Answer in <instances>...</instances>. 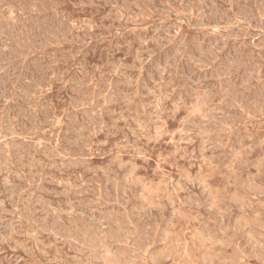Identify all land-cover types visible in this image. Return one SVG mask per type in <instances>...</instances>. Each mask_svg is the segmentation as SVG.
Listing matches in <instances>:
<instances>
[{
	"label": "rangeland",
	"instance_id": "obj_1",
	"mask_svg": "<svg viewBox=\"0 0 264 264\" xmlns=\"http://www.w3.org/2000/svg\"><path fill=\"white\" fill-rule=\"evenodd\" d=\"M263 9L0 0V264H264Z\"/></svg>",
	"mask_w": 264,
	"mask_h": 264
},
{
	"label": "bare ground",
	"instance_id": "obj_2",
	"mask_svg": "<svg viewBox=\"0 0 264 264\" xmlns=\"http://www.w3.org/2000/svg\"><path fill=\"white\" fill-rule=\"evenodd\" d=\"M110 1H111V0H110ZM231 1H232V0H231ZM8 2H9V1H8ZM8 2H7V3H8ZM202 2H203V0H202ZM61 3H62V2H61ZM106 3H108V2H106ZM34 4H35V3H34ZM57 4H58V3H57ZM149 4H150V3H149ZM200 4H202V3H200ZM3 5H5V4H3ZM143 5H144V4H143ZM186 5H187V4H186ZM191 5H192V3H191ZM202 5H203V4H202ZM262 5H263V3H262ZM28 6H29V5H28ZM28 6H27V7H28ZM32 6H34V5H32ZM41 6H42V5H41ZM200 6H201V5H200ZM34 7H35V6H34ZM56 7H57V6H56ZM188 7H189V6H188ZM188 7H187V9H188ZM191 7H192V6H191ZM254 7H255V6H254ZM21 8H22V7H21ZM36 8H37V7H36ZM39 8H40V7H39ZM255 8H256V7H255ZM261 8H262V7H261ZM32 9H33V8H32ZM153 9H154V8H153ZM40 10H42V9H40ZM43 10H44V9H43ZM50 10H51V8H50ZM145 10H146V9H145ZM168 10H169V9H168ZM173 10H174V9H173ZM199 10H200V9H199ZM230 10H231V9H230ZM239 10H240V9H239ZM243 10H244V9H243ZM259 10H260V9H259ZM263 10H264V9H263ZM37 11H38V10H37ZM126 11H127V10H126ZM156 11H158V10H156ZM231 11H232V10H231ZM237 11H238V10H237ZM141 12H142V11H141ZM174 12H175V11H174ZM214 12H215V11H214ZM216 12H217V11H216ZM250 12H252V11H250ZM263 12H264V11H263ZM27 13H28V12H27ZM60 13H61V12H60ZM203 13H204V12H203ZM212 13H213V12H212ZM256 13H257V11H256ZM242 14H243V13H242ZM186 15H187V14H186ZM251 15H252V14H251ZM253 15H254V14H253ZM61 16H62V13H61ZM67 16H68V14H67ZM207 16H208V15H207ZM235 16H236V15H235ZM254 16H255V15H254ZM33 17H34V16H33ZM37 17H38V16H37ZM37 17H35V18H37ZM55 17H56V16H55ZM133 17H134V16H133ZM202 17H204V16H202ZM20 18H21V17H20ZM185 18H186V17H185ZM210 18H211V17H210ZM245 18H246V16H245ZM256 18H257V17H256ZM256 18H255V19H256ZM2 19H3V18H2ZM33 19H34V18H33ZM43 19H44V18H43ZM52 19H53V18H52ZM147 19H148V18H147ZM152 19H153V18H152ZM154 19H155V18H154ZM175 19H176V18H175ZM199 19H200V18H199ZM227 19H228V18H227ZM234 19H235V18H234ZM247 19H248V18H247ZM28 20H29V19H28ZM190 20H191V19H190ZM200 20H202V18H201ZM228 20H229V19H228ZM256 20H257V19H256ZM42 21H43V20H42ZM49 21H50V19H49ZM143 21H144V20H143ZM196 21H197V20H196ZM261 21H262V19H261ZM7 22H8V21H7ZM9 22H10V21H9ZM9 22H8V23H9ZM17 22H18V20H17ZM19 22H20V21H19ZM25 22H27V21L25 20ZM65 22H66V20H65ZM160 22H161V21H160ZM190 22H191V21H190ZM217 22H218V20H217ZM251 22H252V21H251ZM251 22H250V24H252ZM2 23H3V22H2ZM20 23H22V22H20ZM36 23H37V22H36ZM36 23H35V24H36ZM46 23H47V22H46ZM63 23H64V22H63ZM66 23H67V22H66ZM163 23H164V22H163ZM167 23H168V22H167ZM196 23H197V22H196ZM208 23H209V22H208ZM226 23H229V22L226 21ZM16 24H17V23H16ZM23 24H24V23H23ZM30 24H31V23H30ZM33 24H34V23H33ZM199 24H200V23H199ZM204 24L206 25V23H204ZM25 25H27V24H25ZM31 25H32V24H31ZM68 25H69V24H68ZM235 25H236V24H235ZM252 25H253V24H252ZM18 26H19V25H18ZM23 26H24V25H23ZM36 26H37V25H36ZM193 26H194V25H193ZM119 27H120V26H119ZM219 27H221V25H220ZM219 27H218V28H219ZM235 27H236V26H235ZM262 27H263V26H262ZM160 28H161V27H160ZM165 28H166V27H165ZM0 29H1V28H0ZM4 29H5V28H4ZM108 29H109V27H108ZM168 29L170 30V28H168ZM202 29H203V28H202ZM214 29H215V28H214ZM236 29H237V28H236ZM27 30H28V29H27ZM41 30H42V29H41ZM56 30H57V29H56ZM72 30H73V29H72ZM158 30H159V29H158ZM19 31H20V30H19ZM19 31H18V32H19ZM145 31H146V30H145ZM140 32H141V31H140ZM140 32H139V33H140ZM169 32H170V31H169ZM25 33H26V32H25ZM146 33H147V32H146ZM234 33H235V31L233 32V34H234ZM245 33H246V32H245ZM18 34H19V33H18ZM100 34H101V33H100ZM164 34H165V33H164ZM219 34H221V33H219ZM14 35H15V34H14ZM139 35H140V34H139ZM198 35H199V34H198ZM26 36H27V35H26ZM29 36H31V35H29ZM78 36H79V35H78ZM170 36H171V35H170ZM185 36H186V35H185ZM185 36H184V37H185ZM204 36H205V35H204ZM219 36H220V35H219ZM228 36H229V35H228ZM14 37H16V36H14ZM19 37H20V36H19ZM21 37H22V36H21ZM174 37H176V36H174ZM196 37H197V36H196ZM3 38H4V37H3ZM27 38H28V37H27ZM118 38H119V37H118ZM162 38H165V36L162 37ZM8 39H9V38H8ZM25 39H26V38H25ZM166 39H168V38H166ZM185 39H186V38H185ZM194 39H195V38H194ZM14 40H15V39H14ZM74 40H75V39H74ZM116 40H117V38H116ZM168 40H169V39H168ZM218 40H219V39H218ZM225 40H227V39H225ZM27 41H28V40H27ZM31 41H34V40L31 39ZM79 41H80V40H79ZM154 41H155V40H154ZM156 41H157V40H156ZM34 42H35V41H34ZM142 42H143V41H142ZM217 42H218V41H217ZM217 42H215V43H217ZM20 43H21V42H20ZM146 43H147V42H146ZM183 43H184V42H183ZM183 43H182V44H183ZM241 43H242V42H241ZM1 44H2V41H1ZM142 44H143V43H142ZM182 44H181V45H182ZM232 44H233V43H232ZM3 45H6V44H3ZM28 45H29V44H28ZM160 45H161V44H160ZM164 45H165V44H164ZM164 45H163V46H164ZM185 45H186V44H185ZM14 46H15V45H14ZM16 46H17V45H16ZM177 46H180V45H177ZM177 46H176V48H177ZM210 46H211V45H210ZM239 46H241V45H239ZM1 47H2V46H1ZM1 47H0V48H1ZM6 47H7V46H6ZM225 47H226V46H225ZM10 48H11V47H10ZM158 48H159V47H158ZM189 48H190V47H189ZM209 48H210V47H209ZM219 48H220V47H219ZM223 48H224V47H223ZM233 48H234V47H233ZM178 49H179V48H178ZM180 49H181V48H180ZM190 49H191V48H190ZM201 49H202V47H201ZM206 49H207V48H206ZM210 49H211V48H210ZM9 50H10V49H9ZM34 50H35V49H34ZM176 50H177V49H176ZM176 50H175V51H176ZM192 50H193V49H192ZM1 51H2V49H1ZM15 51H16V50H15ZM63 51H64V50H63ZM87 51H88V50H87ZM200 51H201V50H200ZM205 51H206V50H205ZM205 51H204V52H205ZM58 52H59V51H58ZM178 52H180V51H178ZM190 52H191V51H190ZM216 52H217V51H216ZM4 53H5V52H4ZM4 53H3V54H4ZM69 53H70V52H69ZM172 53H173V52H172ZM191 53H192V52H191ZM0 54H1V53H0ZM173 54H174V53H173ZM180 54H181V53H180ZM194 54H195V53H194ZM216 54H217V53H216ZM72 55H73V54H72ZM166 55H167V54H166ZM11 56H12V55H11ZM61 57H62V56H61ZM165 57H167V56H165ZM173 57H176V56H173ZM205 57H206V56H205ZM212 57H213V56H212ZM4 58H5V57H4ZM68 58H69V57H68ZM169 58H170V56H169ZM169 58H168V59H169ZM203 58H204V57H203ZM215 58H216V57H215ZM159 59H160V58H159ZM205 59H206V58H205ZM232 59H233V58H232ZM8 60H9V59H8ZM64 60H65V59H64ZM163 60H164V59H163ZM166 60H167V59H166ZM173 60H175V59H173ZM198 60H199V59H198ZM238 60H239V59H238ZM238 60H237V61H238ZM160 61H161V60H160ZM168 61H169V60H168ZM195 61H196V60H195ZM201 61H202V60H201ZM208 61H209V60H208ZM60 62H61V61H60ZM66 62H67V61H66ZM186 62H187V61H186ZM210 62H211V61H210ZM210 62H209V63H210ZM240 62H241V61H240ZM55 63H56V62H55ZM165 63H166V62H165ZM213 63H214V62H213ZM235 63H236V62H235ZM156 64H157V63H156ZM181 64H182V63H181ZM198 64H199V63H198ZM203 64H204V63H203ZM238 64H239V63H238ZM242 64H243V63H242ZM183 65H184V64H183ZM199 65H200V64H199ZM156 66H157V65H156ZM166 66H167V65H166ZM169 67H170V66H169ZM169 67H168V70H169ZM171 67H172V66H171ZM198 67H199V66H198ZM210 67H211V66H210ZM156 68H157V67H156ZM193 68H194V66H193ZM193 68H192V69H193ZM212 68L214 69L213 66H212ZM233 68H234V67H233ZM53 69H54V68H53ZM116 69H117V68H116ZM145 69H146V68H145ZM202 70H203V69H202ZM206 70H207V69H206ZM211 70H212V69H210V71H211ZM218 70H219V68H218ZM224 70H225V69H224ZM235 70H236V69H235ZM86 71H87V70H86ZM96 71H97V70H96ZM194 71L196 72V70H194ZM214 71H215V70H214ZM222 71H223V70H222ZM48 72H49V71H48ZM48 72H47V73H48ZM52 72H53V71H52ZM170 72H171V71H170ZM207 72H208V71H207ZM211 72H212V71H211ZM211 72H210V73H211ZM230 72H231V71H230ZM86 73H87V72H86ZM86 73H85V74H86ZM200 73H201V72H200ZM210 73H209V75H210ZM225 73H226V72H225ZM82 74H83V73H82ZM232 74H233V72H232ZM47 75H48V74H46V77H47ZM201 75H202V74H201ZM201 75H200V76H201ZM211 75H212V73H211ZM211 75H210V76H211ZM58 76H59V75H58ZM200 76H199V77H200ZM203 76H204V75H203ZM203 76H202V77H203ZM258 76H259V75H258ZM173 77H174V76H173ZM230 77H231V76H230ZM236 77H237V76H236ZM256 77H257V76H256ZM83 78H84V77H83ZM189 78H190V77H189ZM204 78H205V76H204ZM228 78H229V77H228ZM248 78H249V77H248ZM76 79L78 80L77 77H76ZM196 79H197V78H196ZM198 79H199V78H198ZM44 80H45V79H44ZM46 80H47V79H46ZM50 80H51V79H50ZM88 80H89V79H88ZM206 80H207V79H206ZM223 80H224V79H223ZM246 80H247V79H246ZM74 81H75V80H74ZM79 81H80V80H79ZM221 81H222V79H221ZM224 81H225V80H224ZM227 81H228V80H227ZM235 81H236V80H235ZM247 81H248V80H247ZM43 82H44V81H43ZM48 82H49V81H48ZM81 82H84V81L81 80ZM249 82H251V81H249ZM249 82H248V83H249ZM78 83H79V82H78ZM84 83H86V82H84ZM212 83H213V82H212ZM212 83H211V84H212ZM40 84H41V83H40ZM45 84H46V83H45ZM217 84H218V83H217ZM239 84H240V83H239ZM246 84H247V83H246ZM187 85H188V84H187ZM235 85H236V84H235ZM262 85H263V84H262ZM84 86H85V85H84ZM111 86H112V85H111ZM213 86H214V85H213ZM39 87H40V86H39ZM39 87H38V89H39ZM85 87H86V86H85ZM85 87H84V88H85ZM215 87H216V86H215ZM239 87H240V86H239ZM243 87H244V86H243ZM243 87H242V88H243ZM41 88H42V87H41ZM87 88H88V87H87ZM106 88H107V87H106ZM111 88H112V87H111ZM224 88H225V87H224ZM231 88H232V87H231ZM246 88H247V87H246ZM252 88H253V87H252ZM99 89H100V88H99ZM236 89H237V87H236ZM255 89H256V88H255ZM86 90H87V89H86ZM96 90H97V89H96ZM233 90H234V89H233ZM233 90H232V91H233ZM244 90H245V89H244ZM35 91H36V90H35ZM38 91H39V90H38ZM38 91H37V92H38ZM105 91H106V90H105ZM181 91H182V89H181ZM224 91H225V90H224ZM256 91H257V90H256ZM41 92H42V91H41ZM197 92H198V91H197ZM216 92H217V91H216ZM216 92H215V93H216ZM248 92H249V91H248ZM32 93H33V92H32ZM34 93H35V92H34ZM103 93H104V92H103ZM112 93H113V92H112ZM177 93H178V92H177ZM179 94H182V93L180 92ZM209 94H210V93H209ZM223 94H224V93H223ZM32 95H33V94H32ZM81 95H83V94H81ZM85 95H86V94H85ZM105 95H106V93H105ZM105 95H104V96H105ZM229 95H230V94H229ZM257 95H258V94H257ZM37 96H38V95H37ZM88 96H89V95H88ZM96 96H97V95H96ZM177 96H178V95H177ZM180 96H181V95H180ZM221 96H222V95H221ZM253 96H255V95H253ZM259 96H260V95H259ZM1 97H3V96H1ZM100 97H101V96H100ZM102 97H103V96H102ZM109 97H110V96H109ZM247 97H248V96H247ZM263 97H264V95H263ZM74 98H76V96H75ZM87 98H88V97H87ZM195 98H196V97H195ZM237 98H238V97H237ZM241 98H242V97H241ZM244 98H245V97H244ZM253 98H254V97H253ZM79 99H81V98L79 97ZM96 99H97V98H96ZM102 99H103V98H102ZM242 99H243V98H242ZM242 99H241V100H242ZM258 99L262 100L261 98H258ZM33 100H34V99H33ZM89 100H90V99H89ZM224 100H226V99H224ZM243 100H244V99H243ZM248 100H249V99H248ZM263 100H264V99H263ZM37 101H38V100H37ZM77 101H78V100H77ZM87 101H88V100H87ZM254 101H255V99H254ZM256 101H257V100H256ZM78 102H80V101H78ZM89 102H90V101H89ZM138 102H139V101H138ZM228 102H229V100H228ZM245 102H246V101H245ZM13 103H14V102H13ZM48 103H49V102H48ZM71 103H72V102H71ZM81 103H82V102H81ZM246 103H247V102H246ZM39 104H40V103H39ZM46 104H47V103H46ZM74 104H76V103H74ZM176 104H177V103H176ZM190 104H191V103H190ZM247 104H248V103H247ZM250 104H251V103H250ZM257 104H258V103H257ZM262 104H264V103H262ZM5 105H6V104H5ZM79 105H80V104H79ZM95 105H96V104H95ZM102 105H104V104H102ZM173 105H175V104H173ZM216 105H217V104H216ZM216 105H215V106H216ZM228 105H229V104H228ZM140 106H141V104H140ZM218 106H219V105H218ZM231 106H233V104H232ZM249 106H250V105H249ZM263 106H264V105H263ZM92 107H93V105H92ZM95 107H96V106H95ZM238 107H239V106H238ZM246 107H247V106H246ZM246 107H245V108H246ZM40 108H41V107H40ZM40 108H39V109H40ZM89 108H90V107H89ZM9 109H11V108H9ZM41 109H42V108H41ZM41 109H40V110H41ZM45 109H46V108H45ZM139 109H140V108H139ZM142 109H143V108H142ZM252 109H253V108H252ZM252 109H251V110H252ZM30 110H31V109H30ZM81 110H82V109H81ZM90 110H92V109H90ZM45 111H47V110H45ZM82 111H83V110H82ZM84 111H85V110H84ZM8 112H9V111H8ZM13 112H14V111H13ZM32 112H33V111H32ZM236 112H237V111H236ZM9 113H10V112H9ZM29 113H30V112H29ZM33 113H34V112H33ZM53 113H54V112H53ZM76 113H77V112H76ZM4 114H5V113H4ZM10 114H11V113H10ZM21 114H22V113H21ZM30 114H31V113H30ZM93 114H95V113H93ZM219 114H220V113H219ZM237 114H238V112H237ZM0 115H1V114H0ZM14 115H15V114H14ZM88 115H89V114H88ZM95 115H97V114H95ZM240 115H241V114H240ZM7 116H8V115H7ZM36 116H37V115H36ZM36 116H35V117H36ZM68 116L70 117V115H68ZM86 116H87V114H86ZM200 116H201V115H200ZM0 117H2V116H0ZM23 117H24V116H23ZM43 117H44V116H43ZM46 117H47V116H46ZM201 117H202V116H201ZM223 117H224V116H223ZM234 117H235V116H234ZM236 117H237V116H236ZM74 118H75V117H74ZM76 118H77V117H76ZM87 118H88V117H87ZM96 118H97V117H96ZM99 118H101V117H99ZM221 118H222V117H221ZM241 118H242V117H241ZM245 118H246V117H245ZM9 119H10V118H9ZM13 119H14V118H13ZM37 119H38V118H37ZM78 119H79V118H78ZM200 119H201V118H200ZM259 119H260V118H259ZM10 120H11V119H10ZM210 120H211V119H210ZM212 120H213V119H212ZM228 120H229V117H228ZM240 120H241V119H240ZM13 121H14V120H13ZM73 121H74V120H73ZM230 121L232 122L231 119H230ZM28 122H29V121H28ZM44 122H45V121H44ZM82 122H83V121H82ZM201 122H202V121H201ZM210 122H211V121H210ZM231 122H230V123H231ZM234 122H235V121H233V123H234ZM9 123H10V122H9ZM11 123H12V122H11ZM11 123H10V124H11ZM14 123H15V122H14ZM23 123H24V122H23ZM29 123H31V122H29ZM76 123H77V121H76ZM98 123H99V122H98ZM219 123H220V122H219ZM10 124H9V125H10ZM39 124H40V123H39ZM54 124H55V123H54ZM73 124H74V123H73ZM204 124H206V123H204ZM234 124H235V123H234ZM240 124H241V123H240ZM21 125H22V124H21ZM36 125H38V124H36ZM106 125H107V124H106ZM194 125H195V124H194ZM194 125H193V126H194ZM206 125H207V124H206ZM206 125H204V126H206ZM70 126H71V124H70ZM73 126H74V125H73ZM141 126H142V125H141ZM24 127H25V126H24ZM38 127H39V126H38ZM44 127H45V126H44ZM93 127H94V126H93ZM93 127H92V128H93ZM96 127H97V126H96ZM101 127H102V126H101ZM239 127H240V126H239ZM31 128H32V127H31ZM72 128H73V127H72ZM72 128H71V129H72ZM78 128H79V127H78ZM12 129H13V128H12ZM71 129H70V130H71ZM83 129H84V128H83ZM83 129H82V130H83ZM203 129H205V128H203ZM208 129H209V128H208ZM213 129H214V128H213ZM72 130H73V129H72ZM93 130H94V129H93ZM238 130H239V129H238ZM44 131H45V130H44ZM57 131H58V130H57ZM80 131H81V130H80ZM86 131H87V130H86ZM97 131L99 132V130H97ZM21 132H22V131H21ZM30 132H31V130H30ZM32 132H33V130H32ZM69 132H70V131H69ZM81 132H82V131H81ZM84 132H85V131H84ZM194 132H195V131H194ZM245 132H246V131H245ZM18 133H19V132H18ZM46 133H47V132H45V134H46ZM49 133H50V132H49ZM201 133H202V132H201ZM234 133H235V132H234ZM56 134H57V133H56ZM56 134H55V135H56ZM77 134H78V133H77ZM79 134H80V133H79ZM227 134H228V133H227ZM243 134H244V133H243ZM66 135H67V134H66ZM56 136H57V135H56ZM72 136H73V134H72ZM196 136H197V135H196ZM223 136H224V135H223ZM226 136H227V135H226ZM4 137H5V136H4ZM15 137H16V136H15ZM69 137H70V136H69ZM77 137H79V136H77ZM81 137H82V136H81ZM86 137H87V136H86ZM207 137H208V136H207ZM236 137H237V136H236ZM240 137H241V135H240ZM245 137H246V136H245ZM5 138H6V137H5ZM43 138H44V137H43ZM65 138H66V137H65ZM221 138H222V137H221ZM11 139H12V137H11ZM69 139H70V138H69ZM74 139H76V138H74ZM78 139H79V138H78ZM80 139H81V138H80ZM89 139H90V138H89ZM89 139H88V140H89ZM217 139H218V138H217ZM237 139H238V138H237ZM1 140H2V139H1ZM14 140H15V139H14ZM53 140H54V139H53ZM81 140H82V139H81ZM84 140H85V139H84ZM206 140H207V139H206ZM231 140H232V139H231ZM67 141H68V140H67ZM72 141H73V140H72ZM79 141H80V140H79ZM89 141H90V140H89ZM255 141H256V140H255ZM27 142H28V141H27ZM70 142H71V141H70ZM77 142H78V141H77ZM77 142H76V143H77ZM80 142H81V141H80ZM80 142H79V143H80ZM251 142H252V141H251ZM12 143H14V142H12ZM47 143H48V142H47ZM215 143H216V142H215ZM255 143H256V142H255ZM16 144H17V143H16ZM16 144H15V145H16ZM45 144H46V143H45ZM74 144H75V143H74ZM82 144H83V143H82ZM84 144H85V143H84ZM84 144H83V146H84ZM18 145H20V144H18ZM35 145H37V144H35ZM65 145H66V144H65ZM71 145H72V144H71ZM209 145H210V144H209ZM13 146H14V145H13ZM16 146H17V145H16ZM16 146H15V148H16ZM45 146H46V145H45ZM55 146H56V145H55ZM75 146H78V145H75ZM218 146H219V145H218ZM222 146H223V145H222ZM228 146H229V145H228ZM34 147H35V146H34ZM37 147H38V146H37ZM214 147H215V146H214ZM12 148H13V147H12ZM43 148H45V147H43ZM59 148H60V147H59ZM80 148H81V146H80ZM141 148H142V146H141ZM4 149L6 150V148H4ZM7 149H8V147H7ZM26 149L28 150V148H26ZM56 149H57V148H56ZM65 149H66V148H65ZM75 149H76V148H75ZM144 149H145V148H144ZM2 150H3V149H2ZM29 150H30V149H29ZM42 150H43V149H42ZM76 150H77V149H76ZM76 150H75V151H76ZM82 150H83V148H82ZM96 150H97V149H96ZM54 151H55V150H54ZM65 151H66V150H65ZM72 151H73V150H72ZM78 151H79V150H78ZM85 151H86V150H85ZM63 152H64V150H63ZM21 153H22V152H21ZM0 154H1V153H0ZM7 154H8V153H7ZM24 154H25V153H24ZM45 154H46V153H45ZM48 154H49V153H48ZM77 154H78V153H77ZM4 155H5V154H4ZM22 155H23V154H22ZM49 155H50V154H49ZM56 155H57V154H56ZM67 155H68V154H67ZM79 155H80V154H79ZM79 155H78V156H79ZM8 156H9V155H8ZM24 156H25V155H24ZM54 156H55V155H54ZM58 156H59V155H58ZM31 157H33V156H31ZM241 157H242V156H241ZM4 158H5V156H4ZM6 158H7V157H6ZM10 158H11V157H10ZM72 158H73V157H72ZM88 158H89V157H88ZM85 159H87V158H85ZM145 159H146V158H145ZM33 160H34V158H33ZM62 160H63V159H62ZM74 160H75V159H74ZM81 160H82V159H81ZM35 161H36V160H35ZM50 163H51V162H50ZM63 163H65V161H64ZM67 163H68V162H67ZM74 163H75V162H74ZM82 163H83V162H82ZM82 163H81V164H82ZM65 164H66V163H65ZM69 164H70V163H69ZM6 165H7V164H6ZM34 165H35V164H34ZM34 165H33V166H34ZM50 165H51V164H50ZM75 165H76V164H75ZM69 166H70V165H69ZM77 166H78V165H77ZM81 166H83V164H82ZM34 167H35V166H34ZM4 169H5V168H4ZM73 170H74V169H73ZM73 170H72V171H73ZM1 171H2V169H1ZM17 171H18V170H17ZM96 171H97V170H96ZM8 172H9V171H8ZM21 172H22V170H21ZM16 173H17V172H16ZM8 175H9V174H8ZM9 176H10V175H9ZM17 176H18V175H17ZM19 176H20V175H19ZM98 177H99V176H98ZM98 177H97V178H98ZM19 178H20V177H19ZM40 178H41V177H40ZM65 178H66V177H65ZM97 178H96V179H97ZM22 179H23V178H22ZM32 180H33V179H32ZM38 180H39V179H38ZM185 180H186V179H185ZM7 181H8V180H7ZM18 181H19V180H18ZM33 181H34V180H33ZM63 181H64V180H63ZM196 182H197V181H196ZM62 183H63V182H62ZM178 183H179V182H178ZM192 183H193V181H192ZM112 184H113V183H112ZM128 184H129V182H128ZM23 185H24V184H23ZM178 185H179V184H178ZM193 185H194V184H193ZM200 185H201V184H200ZM24 186H25V185H24ZM37 187H38V186H37ZM113 188H114V187H113ZM14 189H15V188H14ZM96 189H97V188H96ZM113 190H115V189H113ZM113 190H111V191H113ZM123 190H124V189H123ZM22 191H24V190H22ZM22 191H21V192H22ZM25 191H26V190H25ZM172 191H173V190H172ZM124 192H125V190H124ZM91 193H92V192H91ZM106 193H107V192H106ZM125 193H126V192H125ZM13 194H14V193H13ZM16 194H17V193H16ZM30 194H31V192H30ZM96 194H97V193H96ZM109 194H110V193H109ZM127 194H128V193H127ZM14 195H15V194H14ZM31 195H32V194H31ZM115 195H116V194H115ZM18 196H19V195H18ZM105 196H106V195H105ZM110 196H111V194H110ZM112 196H114V195H112ZM125 196H127V195H125ZM128 196H129V195H128ZM12 197H13V196H12ZM120 197H121V196H120ZM112 198H113V197H112ZM122 198H123V197H122ZM122 198H121V199H122ZM128 198H129V197H128ZM195 198H196V197H195ZM108 199H109V198H108ZM1 200H2V199H1ZM1 200H0V203H1ZM14 200H15V199H14ZM17 200H18V199H17ZM3 201H4V200H3ZM124 201H126V200H124ZM163 201H164V200H163ZM189 201H190V200H189ZM200 201H201V200H200ZM21 202H22V201H21ZM190 202H191V201H190ZM19 203H20V202H19ZM125 203H126V202H125ZM199 203H200V202H199ZM13 204H14V203H13ZM45 204H46V203H45ZM14 205H15V204H14ZM43 205H44V204H43ZM46 205H47V204H46ZM48 205H50V203H49ZM4 206H5V205H4ZM117 206H119V205H117ZM196 206H197V205H196ZM5 207H6V206H5ZM213 207H214V206H213ZM55 208H56V207H55ZM214 208H217V207H214ZM46 209H47V208H46ZM51 209H52V208H51ZM53 209H54V208H53ZM119 209H120V208H119ZM0 210H1V209H0ZM7 210H8V209H6V211H7ZM10 210H11V209H10ZM42 210H44V209H42ZM58 210H59V209H58ZM114 210H115V209H114ZM175 210H176V209H175ZM215 210H216V209H215ZM64 211H65V210H64ZM160 211H161V210H160ZM7 212H8V211H7ZM12 212H13V211H12ZM54 212H56V211H54ZM59 212H60V211H59ZM65 212L67 213V211H65ZM120 212H122V211H120ZM209 212H210V211H208V213H209ZM215 212H216V211H215ZM44 213H45V212H44ZM51 213H52V212H51ZM108 213H109V212H108ZM47 214H48V211H47ZM119 214H121V213H119ZM126 214H127V213H126ZM140 214H141V213H140ZM51 215H52V214H51ZM61 215H63V214H61ZM113 215H114V214H113ZM116 215H118V214H116ZM162 215H163V214H162ZM224 215H225V214H224ZM226 215H227V214H226ZM18 216H19V215H18ZM55 216H56V215H55ZM57 216H60V215H57ZM75 216H76V213H75ZM106 216H107V215H106ZM106 216H105V217H106ZM111 216H112V215H111ZM78 217H80V215H79ZM112 217H113V216H112ZM112 217H111V218H112ZM132 217H133V215H132ZM54 218H55V217H54ZM58 218H59V217H58ZM91 218H92V217H91ZM116 218H117V217H116ZM116 218H115V219H116ZM121 218H122V217H121ZM156 218H158V217H156ZM228 218H229V217H228ZM42 219H43V218H42ZM44 219H45V218H44ZM56 219H57V218H56ZM73 219H74V218H73ZM80 219H81V218H80ZM122 219H123V218H122ZM208 219H209V217H208ZM220 219H222V217H221ZM3 220H4V219H3ZM47 220H49V219L47 218ZM74 220H75V219H74ZM85 220H87V219H85ZM93 220H94V218H93ZM97 220H98V219H97ZM104 220H105V219H104ZM151 220H153V219H151ZM154 220H155V219H154ZM40 221H41V220H40ZM124 221H125V220H124ZM126 221H127V220H126ZM209 221H210V220H209ZM219 221H220V220H219ZM223 221H224V220H222V222H223ZM228 221H229V220H228ZM228 221H227V222H228ZM41 222H42V221H41ZM60 222H61V220H60ZM60 222H59V223H60ZM85 222H86V221H85ZM96 222H97V221H96ZM105 222H106V221H105ZM112 222H113V221H112ZM38 223H39V222H38ZM45 223H47V222H45ZM57 223H58V222H57ZM89 223H90V222H88V224H89ZM126 223H127V222H126ZM151 223H152V222H151ZM153 223H154V222H153ZM233 223L235 224V222H233ZM11 224H12V223H11ZM47 224H48V223H47ZM63 224H64V223H63ZM221 224H222V223H221ZM228 224H230V223L228 222ZM36 225H37V224H36ZM53 225H54V224H53ZM56 225H57V224H56ZM75 225H77V224H75ZM152 225H153V224H152ZM224 225H225V224H224ZM230 225H231V224H230ZM14 226H15V225H14ZM51 226H52V225H51ZM67 226H68V225H67ZM100 226H102V225H100ZM146 226H147V225H146ZM221 226H222V225H221ZM228 226H229V225H228ZM36 227H37V226H36ZM59 227H60V226H59ZM65 227H66V225H65ZM108 227H109V226H108ZM117 227H118V226H117ZM212 227H213V226H212ZM223 227H224V226H223ZM252 227H253V226H252ZM0 228H1V227H0ZM10 228H11V227H10ZM12 228H13V227H12ZM39 228H40V227H39ZM45 228H46V227H45ZM56 228H58V227H56ZM62 228H63V227H62ZM67 228H69V227H67ZM90 228H91V227H90ZM113 228H114V227H113ZM119 228H120V226H119ZM140 228H141V227H140ZM144 228H145V227H144ZM161 228H162V227H161ZM14 229H15V228H14ZM16 229H17V227H16ZM59 229H60V228H59ZM87 229H88V228H87ZM101 229H102V228H101ZM106 229H107V228H106ZM117 229H118V228H117ZM132 229H133V228H132ZM228 229H229V228H228ZM35 230H36V229H35ZM60 230H61V229H60ZM63 230H64V229H63ZM76 230H77V229H76ZM81 230H83V229H81ZM115 230H116V229H115ZM134 230H135V229H134ZM145 230H146V229H145ZM160 230H161V229H160ZM226 230H227V229H226ZM232 230H233V229H232ZM239 230H240V229H239ZM54 231H55V230H54ZM103 231H104V230H103ZM107 231H110V230H107ZM112 231H113V230H112ZM118 231H119V230H118ZM146 231H147V230H146ZM154 231H155V230H154ZM245 231H246V230H245ZM257 231H258V230H257ZM6 232H7V231H6ZM50 232H51V231H50ZM62 232H63V231H62ZM75 232H76V231H75ZM75 232H74V233H75ZM83 232H84V231H83ZM99 232H100V231H99ZM119 232H120V231H119ZM0 233H1V232H0ZM40 233H41V232H40ZM92 233H93V232H92ZM94 233H95V232H94ZM97 233H98V232H97ZM105 233H106V232H105ZM117 233H118V232H117ZM121 233H122V232H121ZM123 233H124V232H123ZM129 233H130V232H129ZM162 233H163V232H162ZM201 233H202V232H201ZM242 233H243V232H242ZM244 233H245V232H244ZM254 233H255V232H254ZM256 233H257V232H256ZM58 234H59V233H58ZM65 234H66V233H65ZM101 234H102V233H101ZM106 234H107V233H106ZM124 234H125V233H124ZM144 234H145V233H144ZM202 234H203V233H202ZM247 234H248V233H247ZM75 235H76V234H75ZM122 235H123V234H122ZM128 235H129V234H128ZM141 235H142V234H141ZM254 235H255V234H254ZM254 235H253V236H254ZM3 236H4V235H3ZM96 236H97V234L95 235V237H96ZM99 236H100V235H99ZM107 236H108V235H107ZM113 236H114V235H113ZM139 236H140V234H139ZM146 236H148V235H146ZM242 236H243V235H242ZM242 236H241V237H242ZM246 236H247V235H246ZM0 237H2V236H0ZM74 237H75V236H74ZM93 237H94V236H93ZM151 237H152V236H151ZM201 237H202V235H201ZM255 237H256V236H255ZM4 238H5V237H4ZM65 238H66V237H65ZM65 238H64V239H65ZM76 238H77V237H76ZM80 238H81V235H80ZM118 238H119V237H118ZM137 238H138V237H137ZM147 238H148V237H147ZM246 238H247V237H246ZM249 238H250V237H248V239H249ZM259 238H260V237H259ZM5 239H6V238H5ZM62 239H63V238H62ZM81 239H82V238H81ZM99 239H100V238H99ZM108 239H109V238H108ZM119 239H120V238H119ZM119 239H118V240H119ZM142 239H143V238H142ZM157 239H159V237H158ZM244 239H245V238H244ZM256 239H257V238H256ZM260 239H262V238H260ZM10 240H11V239H10ZM137 240H139V239H137ZM143 240H144V239H143ZM187 240H188V239H187ZM237 240H238V239H237ZM84 241H85V240H84ZM105 241H106V239H105ZM126 241H127V240H126ZM255 241H256V240H255ZM69 242H70V241H69ZM93 242H94V241H93ZM109 242H110V241H109ZM141 242H142V241H141ZM146 242H147V241H146ZM151 242H152V241H151ZM83 243H84V242H83ZM115 243H117V242H115ZM148 243H149V242H148ZM238 243H239V242H238ZM246 243H247V242H246ZM69 244H70V243H69ZM73 244H74V243H73ZM78 244H79V243H78ZM97 244H100V243L97 242ZM97 244H96V245H97ZM101 244H102V243H101ZM107 244H108V243H107ZM135 244H136V242H135ZM220 244H221V243H220ZM243 244H244V243H243ZM251 244H252V243H251ZM251 244H250V245H251ZM256 244H257V243H256ZM260 244H261V243H260ZM105 245H106V244H105ZM108 245H109V244H108ZM136 245H137V244H136ZM139 245H140V244H139ZM139 245H138V246H139ZM144 245H145V243H144ZM144 245H143V246H144ZM263 245H264V244H263ZM72 246H73V245H72ZM110 246H111V245H110ZM125 246H126V245H125ZM141 246H142V245H141ZM253 246H254V245H253ZM256 246H257V245H256ZM70 247H71V245H70ZM98 247H99V246H98ZM254 247H255V246H254ZM261 247H262V246H261ZM111 248H112V247H111ZM139 248H140V247H139ZM139 248H138V249H139ZM154 248H155V247H154ZM232 248H233V247H232ZM244 248H245V246H244ZM259 248H260V247H259ZM27 249H28V248H27ZM69 249H70V248H69ZM103 249H105V248H103ZM107 249H109V248H107ZM145 249H146V246H145ZM28 250H29V249H28ZM101 250H102V249H100V251H101ZM132 250H133V249H132ZM234 250H235V249H234ZM244 250H245V249H244ZM263 250H264V249H263ZM33 251H34V250H33ZM103 251H104V250H103ZM105 251H106V250H105ZM116 251H117V250H116ZM133 251H134V250H133ZM249 252H250V251H249ZM252 252H253V251H252ZM252 252H251V254H252ZM26 253H27V252H26ZM117 253H119V252H117ZM122 253H123V252H122ZM124 253H125V252H124ZM150 253H151V252H150ZM253 253H254V252H253ZM29 254H30V253H29ZM137 254H138V253H137ZM227 254H228V253H227ZM254 254H255V253H254ZM254 254H253V255H254ZM115 255H116V254H115ZM126 255H127V254H126ZM126 255H125V257H127ZM169 255H170V254H169ZM176 255H177V253H176ZM232 255H233V254H232ZM249 255H250V254H249ZM263 255H264V254H263ZM113 256H114V254H112L111 257H113ZM139 256H140V255H139ZM227 256H228V255H227ZM251 256H252V255H251ZM107 257H108V256H107ZM107 257H106V258H107ZM206 257H207V256H206ZM236 257H237V256H236ZM260 257H261V256H260ZM108 258H109V257H108ZM225 258H226V257H225ZM229 258H230V257H229ZM255 258H256V257H255ZM102 259H103V258H102ZM110 259H111V258H110ZM131 259H132V258H131ZM217 259H218V258H217ZM220 259H221V258H220ZM263 259H264V258H263ZM128 260H129V259H128ZM128 260H126V262H127ZM136 260H137V259H136ZM209 260H210V259H209ZM224 260H226V259H224ZM227 260H228V259H227ZM227 260H226V261H227ZM229 260H230V259H229ZM251 260H252V259H251ZM258 260H260V259H258ZM118 261H119V260H118ZM151 261H152V260H151ZM236 261H237V260H236ZM132 262H134V261H132ZM137 263H138V262H137ZM140 263H141V262H140ZM157 263H158V262H157ZM208 263H209V262H208ZM217 263H219V262H217ZM217 263H216V264H217ZM223 263H224V262H223ZM103 264H104V263H103ZM110 264H111V263H110ZM112 264H113V263H112ZM118 264H119V263H118ZM131 264H133V263H131ZM142 264H143V262H142ZM220 264H221V263H220Z\"/></svg>",
	"mask_w": 264,
	"mask_h": 264
}]
</instances>
